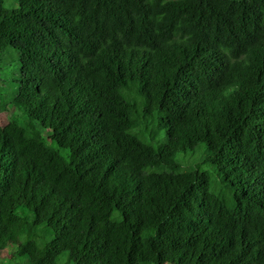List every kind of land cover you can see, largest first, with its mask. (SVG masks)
Segmentation results:
<instances>
[{"label":"trees","instance_id":"16d2710c","mask_svg":"<svg viewBox=\"0 0 264 264\" xmlns=\"http://www.w3.org/2000/svg\"><path fill=\"white\" fill-rule=\"evenodd\" d=\"M16 1L0 252L264 264V0Z\"/></svg>","mask_w":264,"mask_h":264},{"label":"rangeland","instance_id":"374dc122","mask_svg":"<svg viewBox=\"0 0 264 264\" xmlns=\"http://www.w3.org/2000/svg\"><path fill=\"white\" fill-rule=\"evenodd\" d=\"M4 6L7 8H15L18 6V2L16 0H4ZM17 54L12 51L5 58L0 60V91L5 88L2 98L8 99L6 90L11 93L16 85L14 84V76L17 74ZM3 80L6 82L4 83ZM2 87V88H1ZM2 94V93H1ZM5 111L0 104V124H5L9 118L11 117L12 111ZM12 111V112H11ZM15 117H18V113L14 114ZM12 250L6 249L5 251L0 252V264H13L14 262L11 259Z\"/></svg>","mask_w":264,"mask_h":264}]
</instances>
